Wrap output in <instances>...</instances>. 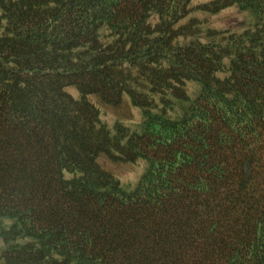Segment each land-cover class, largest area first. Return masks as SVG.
<instances>
[{
  "label": "trees",
  "instance_id": "trees-1",
  "mask_svg": "<svg viewBox=\"0 0 264 264\" xmlns=\"http://www.w3.org/2000/svg\"><path fill=\"white\" fill-rule=\"evenodd\" d=\"M0 264H264V0H0Z\"/></svg>",
  "mask_w": 264,
  "mask_h": 264
},
{
  "label": "rangeland",
  "instance_id": "rangeland-1",
  "mask_svg": "<svg viewBox=\"0 0 264 264\" xmlns=\"http://www.w3.org/2000/svg\"><path fill=\"white\" fill-rule=\"evenodd\" d=\"M209 0H192L194 5L203 4ZM211 26L221 32L234 33L237 34L242 29H245L249 26V19L239 14L236 9H227L221 11V13L214 15L211 18ZM75 97H78L76 93H73ZM93 103L97 104L94 98L90 99ZM128 102V101H127ZM125 101L117 109L112 108H100L101 118L107 123H112L115 120H138L139 113L136 108L130 105ZM100 165L107 171L115 174L119 177V180L122 182H133L135 181V175L132 173V169L128 166H123L119 163H114L107 157H102L99 161ZM135 179V180H134Z\"/></svg>",
  "mask_w": 264,
  "mask_h": 264
}]
</instances>
